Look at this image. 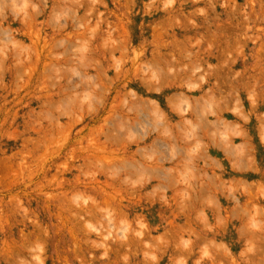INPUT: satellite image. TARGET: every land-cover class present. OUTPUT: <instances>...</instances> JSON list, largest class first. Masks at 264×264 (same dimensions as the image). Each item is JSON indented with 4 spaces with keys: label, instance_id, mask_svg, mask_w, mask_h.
Wrapping results in <instances>:
<instances>
[{
    "label": "rangeland",
    "instance_id": "rangeland-1",
    "mask_svg": "<svg viewBox=\"0 0 264 264\" xmlns=\"http://www.w3.org/2000/svg\"><path fill=\"white\" fill-rule=\"evenodd\" d=\"M0 264H264V0H0Z\"/></svg>",
    "mask_w": 264,
    "mask_h": 264
}]
</instances>
